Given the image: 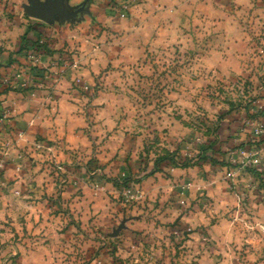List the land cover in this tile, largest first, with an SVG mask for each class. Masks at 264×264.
I'll return each mask as SVG.
<instances>
[{
  "label": "rangeland",
  "instance_id": "374dc122",
  "mask_svg": "<svg viewBox=\"0 0 264 264\" xmlns=\"http://www.w3.org/2000/svg\"><path fill=\"white\" fill-rule=\"evenodd\" d=\"M86 1L81 19L52 24L51 45L92 82L67 65L37 73L47 93L64 79L88 97V142L34 165L49 192L24 199L37 204L16 227L0 212V234L49 245L46 264H264V133H251L264 132V0H136L125 19L111 0L68 4ZM29 5L0 0V50L35 30ZM240 150L255 173L238 170ZM7 246L0 264H16Z\"/></svg>",
  "mask_w": 264,
  "mask_h": 264
},
{
  "label": "crops",
  "instance_id": "0c3cea01",
  "mask_svg": "<svg viewBox=\"0 0 264 264\" xmlns=\"http://www.w3.org/2000/svg\"><path fill=\"white\" fill-rule=\"evenodd\" d=\"M32 23L39 33L41 32L42 42L47 43V53L38 52L39 64H34L29 58L34 50L31 49L30 54L18 53L20 43L12 51L0 50V112L2 110L10 112L9 138L13 142L11 159L0 172V212H8L14 227L20 219L19 212L22 208L28 205L36 207V202L24 199H32L41 193L43 195V190L46 191L45 193L49 192L48 185L41 184L42 175L40 172H35L34 165H38L43 158L50 160V156L55 157L57 161L70 162L66 150L83 148L88 142L82 131L84 125H87L85 118L90 107L85 106L88 97L75 89L64 90L65 92L59 90L63 89L64 79L58 80L56 85H53L55 89L52 93H47L43 91V78L38 77L37 72L47 70L56 73L59 67L67 65L68 68L71 67L69 72L74 83L76 77L91 83L93 77L90 69L83 68L77 60L65 61L66 55L60 53L61 48L56 46L55 42L51 45L52 37H56L59 33L58 27L41 21ZM20 31L21 35H24L27 28L22 27ZM82 58L86 57L82 56ZM5 78L9 79V84L4 83ZM49 143L52 148L56 146L58 150L50 149L43 152L36 149L37 144H42L46 148ZM43 206L46 211L49 210L47 201ZM25 219L28 222H25L24 226H31L32 220L28 216ZM13 235L15 234L1 233L0 243H8L9 257H16V264H46V259L52 256L47 248L49 245H46L42 252L33 251L27 248L29 245L22 247V242L25 245L28 238H24L19 243L16 239L11 240ZM59 238L57 240H60ZM50 239V234L46 233L43 243L50 244L52 242ZM60 243H63V240H60Z\"/></svg>",
  "mask_w": 264,
  "mask_h": 264
},
{
  "label": "built area",
  "instance_id": "2783aa9c",
  "mask_svg": "<svg viewBox=\"0 0 264 264\" xmlns=\"http://www.w3.org/2000/svg\"><path fill=\"white\" fill-rule=\"evenodd\" d=\"M134 1L136 0H111L110 2V9L112 11V15H116L119 19H125L128 17L130 10L134 4ZM33 63L34 64H39L40 63V57H32ZM19 78V76H18ZM5 84H9V79L5 78L4 80ZM78 84H82V81L79 79L77 81ZM10 121H11V116L10 112L8 110H2L0 112V172L4 170V168L7 166L9 160L11 159V152L13 149V142L9 138V134L11 131L10 128ZM253 136L256 137H262L263 128L261 126H256L252 128ZM42 147L41 144L36 145V149H39ZM240 155L245 157V161L240 162L238 170H245L249 169L254 165V160L251 158L249 159L245 151L240 150ZM236 174L235 171H232L231 169L228 171V176H234Z\"/></svg>",
  "mask_w": 264,
  "mask_h": 264
},
{
  "label": "water",
  "instance_id": "95a60500",
  "mask_svg": "<svg viewBox=\"0 0 264 264\" xmlns=\"http://www.w3.org/2000/svg\"><path fill=\"white\" fill-rule=\"evenodd\" d=\"M29 3L30 5L25 8L29 17L46 24H53L56 21L60 24L73 23L88 12L87 1L75 8L69 6L68 0H46L45 2L29 0Z\"/></svg>",
  "mask_w": 264,
  "mask_h": 264
},
{
  "label": "trees",
  "instance_id": "16d2710c",
  "mask_svg": "<svg viewBox=\"0 0 264 264\" xmlns=\"http://www.w3.org/2000/svg\"><path fill=\"white\" fill-rule=\"evenodd\" d=\"M35 28V27H34ZM33 28L28 29L26 34L22 37L21 47L18 53H26L30 54L31 49L35 50L37 52H47L46 44L42 42L40 35L37 33V36L35 35V30L32 31ZM223 166H229V164H221ZM251 173H255V168H249L248 169Z\"/></svg>",
  "mask_w": 264,
  "mask_h": 264
}]
</instances>
